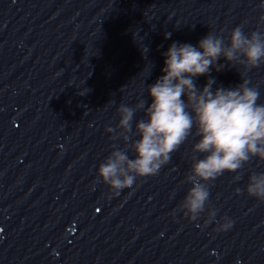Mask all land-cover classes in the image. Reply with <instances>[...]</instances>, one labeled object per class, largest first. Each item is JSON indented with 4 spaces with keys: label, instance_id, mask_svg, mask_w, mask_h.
I'll return each instance as SVG.
<instances>
[{
    "label": "clouds",
    "instance_id": "9594fccd",
    "mask_svg": "<svg viewBox=\"0 0 264 264\" xmlns=\"http://www.w3.org/2000/svg\"><path fill=\"white\" fill-rule=\"evenodd\" d=\"M260 21L264 22V16ZM162 55L163 74L147 85L151 103L144 98L134 106L121 103L116 109L118 124L105 128L110 139L122 140L124 147L113 148L99 164L96 179L113 195L133 189L138 179L158 175L190 136L198 137L192 145V163L185 176L191 187L177 206L193 222L205 212L210 186L218 177L227 172L235 174L233 180L239 181L246 164L253 159L264 161V103H258V87L240 72L242 82L230 88H213L216 80L210 77L213 69H223L224 65L218 64L221 58L247 70L264 65V30L246 33L243 25H237L227 42L224 36L210 30L197 45L173 42ZM199 76L209 77L202 89L195 82ZM138 111H143V117L136 121L133 131ZM135 136L139 138L133 139ZM129 150L134 158H129ZM243 191L264 202V172H251ZM235 193L241 195L242 189L236 188ZM216 214L215 209H208L205 222L214 220ZM223 220L216 231L232 228V219Z\"/></svg>",
    "mask_w": 264,
    "mask_h": 264
}]
</instances>
